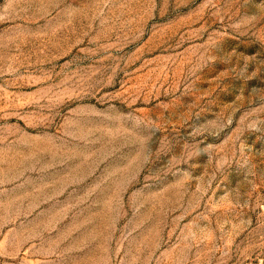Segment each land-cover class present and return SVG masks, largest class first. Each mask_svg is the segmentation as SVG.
Returning a JSON list of instances; mask_svg holds the SVG:
<instances>
[{
	"label": "rangeland",
	"instance_id": "1",
	"mask_svg": "<svg viewBox=\"0 0 264 264\" xmlns=\"http://www.w3.org/2000/svg\"><path fill=\"white\" fill-rule=\"evenodd\" d=\"M0 264H264V0H0Z\"/></svg>",
	"mask_w": 264,
	"mask_h": 264
}]
</instances>
